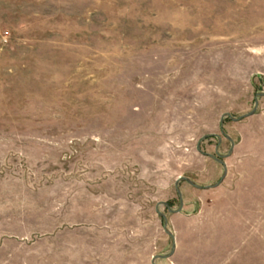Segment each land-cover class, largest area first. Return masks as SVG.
Segmentation results:
<instances>
[{
    "label": "rangeland",
    "instance_id": "obj_1",
    "mask_svg": "<svg viewBox=\"0 0 264 264\" xmlns=\"http://www.w3.org/2000/svg\"><path fill=\"white\" fill-rule=\"evenodd\" d=\"M261 92L264 0H0V264H264V97L157 210Z\"/></svg>",
    "mask_w": 264,
    "mask_h": 264
},
{
    "label": "water",
    "instance_id": "obj_2",
    "mask_svg": "<svg viewBox=\"0 0 264 264\" xmlns=\"http://www.w3.org/2000/svg\"><path fill=\"white\" fill-rule=\"evenodd\" d=\"M262 97H264V92H261V93H257L256 94L255 105H254L253 110L250 113H248V114H246L244 116H241L240 118H234L230 114H226V115L222 116V118H221V130H222V134L231 142L232 148H231L230 152L226 156H222V155L219 154V152H218L219 146H218L217 151H216V156L209 155V154H205V155H207V156L215 159L217 162H219L223 166L224 173H223V176H222L221 180L218 183H216L215 185L203 187V186H200V185L196 184L195 182H193L189 178H179L177 180L176 184H175V188H176L177 193H178V196H179V202H180L179 208L176 209V210H173V209H171V207L167 203H164L163 202V203L158 204L157 210H158V207L159 206H165L169 210L170 213L177 214V213H181L182 212L183 207H184L183 196H182V192L180 190V184L182 182H187L191 186H193V187H195L196 189H199V190H209V189L217 188V187H219L223 183V181L225 180V178L227 177V174H228V169H227V165L225 163V159L229 158L233 154V148H234V145H235L233 139L231 137H229L225 133V131L223 130L224 123H225V119L226 118H231L235 122H240V121H242V120H244L246 118H249V117L255 115L256 112H257V109L259 107V99L262 98ZM213 136L217 137V139L219 141V144L218 145H220L221 144V141H222V138L220 136H217V135H213ZM208 137L209 136L204 137L202 140H206ZM198 148L200 150V145L198 146ZM159 214L162 217V219L164 220V230H165V232L172 239V249H171V251L168 254L154 256L153 259H152V264H157V262L159 260L171 259L175 255V252L177 250L176 238H175L174 234L168 228V219H167V217L164 214H162L160 212H159Z\"/></svg>",
    "mask_w": 264,
    "mask_h": 264
},
{
    "label": "crops",
    "instance_id": "obj_3",
    "mask_svg": "<svg viewBox=\"0 0 264 264\" xmlns=\"http://www.w3.org/2000/svg\"><path fill=\"white\" fill-rule=\"evenodd\" d=\"M175 254H176V252H175ZM178 264H183V263L180 261Z\"/></svg>",
    "mask_w": 264,
    "mask_h": 264
}]
</instances>
